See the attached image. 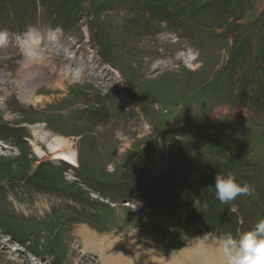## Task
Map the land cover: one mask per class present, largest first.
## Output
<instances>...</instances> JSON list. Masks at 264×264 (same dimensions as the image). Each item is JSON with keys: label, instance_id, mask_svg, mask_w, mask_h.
<instances>
[{"label": "rangeland", "instance_id": "1", "mask_svg": "<svg viewBox=\"0 0 264 264\" xmlns=\"http://www.w3.org/2000/svg\"><path fill=\"white\" fill-rule=\"evenodd\" d=\"M34 35L58 45L45 51L54 76L38 70L54 87L32 106L0 83V264H124L194 245L264 264V0H0V73ZM36 123L79 168L33 153ZM133 197L142 209H122ZM82 229L103 258L82 251Z\"/></svg>", "mask_w": 264, "mask_h": 264}, {"label": "bare ground", "instance_id": "2", "mask_svg": "<svg viewBox=\"0 0 264 264\" xmlns=\"http://www.w3.org/2000/svg\"><path fill=\"white\" fill-rule=\"evenodd\" d=\"M2 42V37H0V45L3 44ZM56 45L57 43H54L53 45L51 43H47L46 45L39 44L37 40V35H34V38L31 36L28 37V39H26V41L22 43L23 59L18 63L16 71L13 75L7 73H0V83L10 86V88L16 92L17 97L23 103L30 104L32 106H36L39 103H42V101H44V95L38 93V91L42 90L43 88L44 91H53L54 86H47V84L42 79V75L39 74L38 70L41 68L49 69V76H54V73L56 72L54 71L55 64H53V62L48 61L49 55H47L45 51L49 50L51 46L52 49L55 48ZM188 53L189 52H187V54ZM191 58H194L193 61H188L191 60ZM184 60L185 66L187 68L192 71H196L198 65L194 63V55L189 53L187 56L184 57L183 61ZM47 61L50 62L52 67L50 64H48ZM159 64H162V62L158 61L154 63L153 68H156ZM165 64L166 67H170L168 62H165ZM65 73L70 75L68 80L72 82L75 80L77 81V79H79L82 74V70L81 68L70 69L66 66ZM57 87H59V89L61 90L66 89L65 86L61 85H57ZM122 97H119L121 98V101L122 99L127 98L126 95H122ZM6 114L7 115H5L4 117L5 120H11L12 117L9 115V113ZM30 126L32 130V137L28 140L29 145L33 153L39 159H49L51 161H54L55 163L59 162L66 164L69 167H71L72 165L75 167L78 166L76 156L77 154L73 149L70 148V145L66 140L67 138L60 137L57 133L47 130L44 127V124L41 123H36ZM127 204V202L124 203V205ZM80 233L83 236V240L85 243L82 251H84L85 253L91 250L95 252L98 251L101 258L106 255V252L108 251V248L106 247L107 245L100 244L97 241H94V244H90V242L87 243L85 238L90 237L88 236L87 230L82 229ZM90 246H92L93 248H91ZM212 252L213 253L206 252L205 249H202L201 246L198 245H194V247L184 249L178 254L176 253L173 256L167 258L158 254L154 255L152 252L149 251H144L142 253L134 252L124 264H223V262L225 261L227 262V264H237L235 260L237 254L235 252L230 255L220 253V251ZM112 261L109 264H113ZM115 262L117 264H122L117 260H115Z\"/></svg>", "mask_w": 264, "mask_h": 264}, {"label": "trees", "instance_id": "3", "mask_svg": "<svg viewBox=\"0 0 264 264\" xmlns=\"http://www.w3.org/2000/svg\"><path fill=\"white\" fill-rule=\"evenodd\" d=\"M198 222V224H201L202 225V223L200 222V221H197ZM204 223V222H203ZM197 224V226L199 227V225ZM206 226H208V224H206ZM217 227H219V225H216ZM207 228V227H206ZM208 229V228H207ZM223 230V229H222ZM225 232H227L228 230H224Z\"/></svg>", "mask_w": 264, "mask_h": 264}]
</instances>
